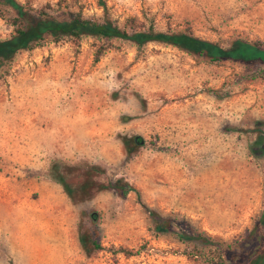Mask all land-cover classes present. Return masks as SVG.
Listing matches in <instances>:
<instances>
[{
  "label": "rangeland",
  "instance_id": "rangeland-1",
  "mask_svg": "<svg viewBox=\"0 0 264 264\" xmlns=\"http://www.w3.org/2000/svg\"><path fill=\"white\" fill-rule=\"evenodd\" d=\"M15 1L264 48V0ZM1 15L13 14L0 5L4 39ZM121 136L143 144L127 156ZM115 180L134 191L102 188ZM143 206L167 233L153 232ZM263 210L264 65L91 37L0 63V264H211L219 250L231 264L252 251Z\"/></svg>",
  "mask_w": 264,
  "mask_h": 264
},
{
  "label": "trees",
  "instance_id": "trees-1",
  "mask_svg": "<svg viewBox=\"0 0 264 264\" xmlns=\"http://www.w3.org/2000/svg\"><path fill=\"white\" fill-rule=\"evenodd\" d=\"M0 5L7 7L13 14L9 19L1 15V20L11 26L12 33L4 39H0V63L11 60L20 52L32 50L45 41L52 43L70 42L75 48L80 44L83 37H91L97 41L107 42L113 39L126 41L136 47L148 43H159L182 51L190 56L199 57L209 63L229 61L240 63L245 66L255 64L264 65V48L258 42H247L240 39L232 40L223 47L216 42L207 41L195 37L191 29L185 26L181 31L171 32L155 31L144 23H137L134 19H126L123 26L119 27L108 19L94 21L84 18L79 12H65L53 14L49 7L32 9L24 6L15 0H0ZM104 9V5L101 4ZM99 46L93 54V63H96L103 51ZM123 150L127 156L135 152V148L141 146L143 141L138 136H121ZM63 191L71 202H80L71 196L68 186L59 181ZM117 192L121 199H124L129 192L134 191L131 186L121 180H115L105 187ZM145 215L153 225L154 233H167L169 228L167 221L161 219L153 210L144 207ZM90 219L95 218L94 214L89 215ZM249 237L254 243L250 253L241 257V260H234L231 264H264V210L249 232ZM200 239V235H196ZM187 240H194L192 237H185ZM81 246L89 243L87 238H80ZM215 252L219 249L215 248ZM212 255L209 258L211 264H227L220 254Z\"/></svg>",
  "mask_w": 264,
  "mask_h": 264
},
{
  "label": "crops",
  "instance_id": "crops-1",
  "mask_svg": "<svg viewBox=\"0 0 264 264\" xmlns=\"http://www.w3.org/2000/svg\"><path fill=\"white\" fill-rule=\"evenodd\" d=\"M55 104H57L59 107L63 108L64 105L67 104L65 99H62L61 97L56 98Z\"/></svg>",
  "mask_w": 264,
  "mask_h": 264
}]
</instances>
